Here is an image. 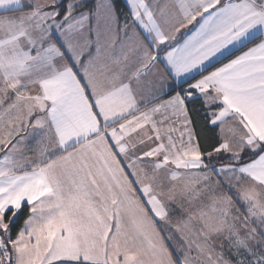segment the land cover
I'll use <instances>...</instances> for the list:
<instances>
[{
  "label": "snow or ice",
  "instance_id": "snow-or-ice-1",
  "mask_svg": "<svg viewBox=\"0 0 264 264\" xmlns=\"http://www.w3.org/2000/svg\"><path fill=\"white\" fill-rule=\"evenodd\" d=\"M0 264H264V0H0Z\"/></svg>",
  "mask_w": 264,
  "mask_h": 264
},
{
  "label": "trees",
  "instance_id": "trees-1",
  "mask_svg": "<svg viewBox=\"0 0 264 264\" xmlns=\"http://www.w3.org/2000/svg\"><path fill=\"white\" fill-rule=\"evenodd\" d=\"M117 3H118V5L122 8L123 7V2H122V0H117Z\"/></svg>",
  "mask_w": 264,
  "mask_h": 264
},
{
  "label": "crops",
  "instance_id": "crops-1",
  "mask_svg": "<svg viewBox=\"0 0 264 264\" xmlns=\"http://www.w3.org/2000/svg\"><path fill=\"white\" fill-rule=\"evenodd\" d=\"M122 2L124 3V0H122Z\"/></svg>",
  "mask_w": 264,
  "mask_h": 264
}]
</instances>
